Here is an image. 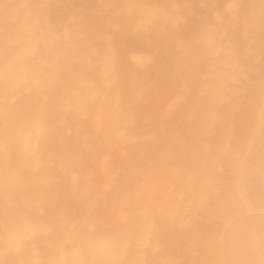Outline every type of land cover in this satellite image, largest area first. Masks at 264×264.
Returning a JSON list of instances; mask_svg holds the SVG:
<instances>
[{"label":"bare ground","instance_id":"1","mask_svg":"<svg viewBox=\"0 0 264 264\" xmlns=\"http://www.w3.org/2000/svg\"><path fill=\"white\" fill-rule=\"evenodd\" d=\"M128 3L153 7L116 32L107 5ZM145 16L157 27L138 35ZM260 16L261 0H0V260L113 259L76 253L90 221H110L130 245L120 258L159 264L219 259L237 236L258 239V154L251 212L201 202L241 182L232 149L251 113L229 94L244 71L258 83ZM45 26L58 48L5 60L6 45ZM10 243L24 250L6 254Z\"/></svg>","mask_w":264,"mask_h":264},{"label":"snow or ice","instance_id":"2","mask_svg":"<svg viewBox=\"0 0 264 264\" xmlns=\"http://www.w3.org/2000/svg\"><path fill=\"white\" fill-rule=\"evenodd\" d=\"M2 7L9 9L10 4L3 3ZM27 7V6H25ZM114 10L111 17V23L118 32L126 20L133 16L137 9L147 10L153 6L128 3L125 5H107ZM230 10L239 11L244 6L238 3L230 4ZM119 9V11H116ZM171 19V14H169ZM261 71L257 83L256 75L250 71H244L234 82L235 91L230 92L229 101L234 105L235 110L244 111L247 109L251 115L245 131L234 138L233 160L239 169L241 182L238 186H228L217 190L212 188L207 200L201 202V206H206L213 202H220L230 209L232 213L239 214L247 208L251 212L254 206V197L256 192L253 187L254 177L257 172L256 161L258 154V173L260 178L259 206L261 215V229L258 239L248 234L246 236H237L235 243L231 247H225L222 258L215 260H170L166 264H264V0H261ZM158 20L154 16H145L143 22L135 27L138 35L151 33L157 27ZM43 34L38 37H17L14 44H8L4 49V58L10 65L19 62L18 50L21 48H31L32 55L28 58L31 61L43 59L53 48H58L60 42L52 41L48 37L49 29L45 26L42 29ZM113 33V35L116 34ZM99 54V53H98ZM104 55L107 56L109 64L115 68L117 65V56L113 50H108ZM258 92V101H257ZM258 110L259 123H256L255 112ZM22 178V173L17 174ZM5 196L9 195L7 181L4 185ZM27 216L28 213H22ZM234 217H228L229 222ZM39 219V218H37ZM9 224L16 225L15 218H9L5 221V226ZM183 227V225H181ZM32 236H28L27 241H21V244L27 246ZM91 238L99 240L96 248L91 247L88 241ZM15 240V237H13ZM22 247H17L15 243H10L6 248V254L15 255L23 251ZM103 252L111 254L113 259H72L66 260L63 264H159L156 260L134 261L120 258L130 251V245L127 244L118 233H113L110 221H90L86 222L82 230L81 237L76 244V253L85 256L89 253ZM259 253L257 260L256 254ZM0 264H31L30 261L17 262L15 260H0Z\"/></svg>","mask_w":264,"mask_h":264}]
</instances>
